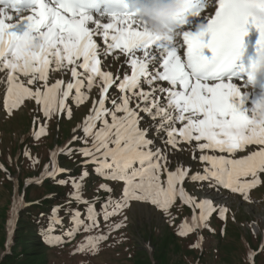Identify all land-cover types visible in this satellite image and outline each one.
Returning <instances> with one entry per match:
<instances>
[{
    "label": "snow or ice",
    "instance_id": "obj_1",
    "mask_svg": "<svg viewBox=\"0 0 264 264\" xmlns=\"http://www.w3.org/2000/svg\"><path fill=\"white\" fill-rule=\"evenodd\" d=\"M100 2L0 0V82L7 86L9 115L25 100H35L42 105L46 118L51 119L54 113L71 118L70 97L79 106L94 87L99 92L91 113L73 130L83 135L74 134L44 165V178L71 187L66 210L73 227L67 230V237L72 239L81 230L89 233L76 251L98 255L112 233L126 226L127 211L134 204L170 212L177 199L199 210L189 231H215L210 223L212 213L218 211L224 219L228 209H217L209 199L196 200L183 184L187 179L206 183L209 189L226 188L249 202L254 190L264 188V119L257 117L255 108L248 115L233 102L236 98L243 102L241 86L233 82L234 78L254 80L255 59L249 66L237 64L244 54L249 25L260 33L256 56L264 53V0H208V13L216 3L218 9L206 31H184L186 21L182 18L179 31L172 35L153 33L146 21L128 10L127 0H106L123 10L113 11L108 23L94 20L89 10ZM94 37L102 38L101 42L98 44ZM185 46L181 54L178 49ZM102 62L106 69L114 67L115 71L101 70ZM129 66L130 75L125 73ZM50 73H70L71 79L50 83ZM113 85L120 94L109 97ZM109 99L111 107L105 103ZM133 101L135 107H130ZM141 113L155 124L142 128ZM150 129L166 133L173 149L184 151L187 145L191 159L199 161L203 171L184 164L173 170L168 155L154 150ZM43 134L45 129L41 128L35 133L36 139ZM74 142L83 146L70 147ZM76 153L87 158L80 176L57 179L60 173H70L59 167L57 156ZM23 155L33 166L40 164L30 152ZM89 164L102 179L124 183L121 197H114V188L104 183L98 185L108 193L104 200L84 196L91 175ZM16 201L21 209L26 204L19 195ZM73 202L83 204L85 211L72 208ZM97 203L101 204L99 211ZM52 211L54 216L43 237L48 244L58 245L65 242L63 234L55 235V225L63 224L58 215L60 206ZM261 245L257 251L249 249L250 264H256L257 256L264 257V241Z\"/></svg>",
    "mask_w": 264,
    "mask_h": 264
},
{
    "label": "rangeland",
    "instance_id": "obj_2",
    "mask_svg": "<svg viewBox=\"0 0 264 264\" xmlns=\"http://www.w3.org/2000/svg\"><path fill=\"white\" fill-rule=\"evenodd\" d=\"M126 69L127 68H125V70ZM108 70L115 71V68L113 67ZM78 71H82V69H78ZM129 71L130 68L128 67V72ZM56 79H64L67 82L71 79L70 73L66 76L53 75L50 73L49 82L54 83ZM6 87L5 84L0 82V150L2 152L3 160L7 166L10 167L11 160L16 159V157L14 158V155L18 156L19 151L24 153L25 151L23 149L27 146V151L31 153L33 159H38L40 163L46 160L47 153H50L54 148L58 149L57 147H59L58 145L61 144L62 140L74 133L72 132L74 127L78 126L82 118L85 120L91 113L92 102L97 100L99 96L98 90L94 87L88 94L89 98L79 106H77L70 97L67 103L72 108V117L68 118L66 114L54 113L52 118L48 119L44 116L42 105L37 104L35 100H25L19 110H14V114L9 115L6 106ZM113 94H120L115 85L110 89L109 97ZM107 107H111L110 99L108 100ZM130 107H135V101L130 104ZM55 118L57 120H55ZM140 119V126L142 128L155 124V121H152L147 114L141 113ZM33 124L37 128L36 133H38L41 128H44L46 134L40 136L39 139H36L35 137L34 141L28 142L26 138L35 133V131H33ZM59 124L61 125L60 129ZM78 132L79 130L76 133ZM149 138L153 140L154 150L168 155L169 160L172 162L173 170L179 164H184L185 166H191L193 170L203 171V165L199 161H193L191 159L190 154L187 151V145H184V151H181L179 147L173 149L171 145L167 143L166 133L152 132L151 129ZM26 140L30 143L29 145H27ZM19 145L21 146L20 149ZM23 153L22 156L25 159V162L18 165H15V162H13L12 166L15 168L13 171L15 174L11 175V178H13L12 182L15 183V185H18L17 195L21 197H25L26 192L25 188L21 185V181H19L20 172L23 169L25 170L28 168L29 165H31L32 168L38 167L37 165L33 166V162L24 156ZM185 181L186 184L184 183L183 187L187 194L190 196L194 195V198L197 200H202L204 197L218 204L229 203L233 209L235 217L241 223L240 225H242L239 233L243 234L252 245L259 241L261 247V241H264V188L253 191L252 202L243 203L242 198L237 197L241 195L231 193L230 190L226 188L220 187L219 189H209L205 184H189L187 183V179ZM4 190H6V187L3 183H0V206L3 207L6 204V208L9 210H7L8 216L6 215L2 220L0 217V228H2L1 231H5L6 226L7 232L9 229L8 221L10 219L9 213L11 203L8 201L6 202L3 193ZM12 195L13 194H11V196ZM178 201L176 203L177 207L180 204ZM180 201L184 203L183 200L180 199ZM184 204L191 206L189 203ZM184 212L186 213L184 214L187 218L190 215V210ZM179 213V209L177 208L175 212L173 209H171L170 212H163L150 205L140 206L134 204L132 208L127 211L128 220L126 224H129V227L126 234L130 238L131 245L137 247V250L139 249V255H135V250L130 248L122 247V249H120L118 246L120 238L113 235L108 242L102 246V251L98 255L93 256L91 254L76 251L78 245L82 244L79 242L81 240L77 239L72 245L50 251L51 261L49 264H177L179 256L183 257L184 262H188V257L183 256V254H187L186 251L179 250L176 244V242H180V244L182 243L181 245L185 246V241L172 240V238H170L171 236L168 235L166 230H164L166 226H175L174 220L180 216ZM18 218L19 216L17 217L15 224L12 226V228L14 227V230L11 232L10 239H7L6 246H2V241L0 242V264L3 263L5 255L9 252L11 246L15 242ZM186 218L183 219V227L187 226ZM172 219L174 220L172 221ZM188 222L192 224L194 223L192 218L188 219ZM220 222L221 221L217 219V223L215 221L214 225H218L219 227ZM170 229L175 233L177 232L173 227H170ZM215 232H217V230L209 233L208 240L216 243L217 239H215ZM228 239V243L232 245L231 249L239 243V239L237 236L235 237V233H231ZM29 245L30 244H27L28 248ZM159 256L161 257V261L158 260Z\"/></svg>",
    "mask_w": 264,
    "mask_h": 264
},
{
    "label": "trees",
    "instance_id": "obj_3",
    "mask_svg": "<svg viewBox=\"0 0 264 264\" xmlns=\"http://www.w3.org/2000/svg\"><path fill=\"white\" fill-rule=\"evenodd\" d=\"M67 135V134H65ZM35 135L31 136L28 139V142L34 141ZM26 142L27 144H30ZM21 148V146L19 145ZM27 151V149L25 150ZM23 153V152H22ZM85 157L81 156L79 153H76L74 156L69 157L63 155L62 157V165L68 166L70 169L69 174H61L57 177V179H68L69 177H79L82 171V165L84 164ZM15 160H13L14 162ZM49 161V155L47 153L46 160L42 161L37 168H32L29 165V169H23L20 172V181L21 185L24 186L26 179L34 178L38 176L39 171ZM12 162V163H13ZM25 162V159L21 155L18 161H15V165L22 164ZM94 166L89 164L88 171L91 174L86 182L84 196L88 199H92L93 197H99L101 200H104L108 193L104 190L98 189L99 184H110L114 188V197L119 198L122 195V189L124 187V183L122 181H110L102 179L100 176L94 173ZM9 170L12 173L15 170L14 166L9 167ZM0 183H3L6 187L4 190V197L6 202H12L11 194L13 193V183L11 180L7 178V173L0 168ZM71 192L70 186L60 185L58 183L53 182L52 179L47 178L41 184H31L26 188V201L27 205L24 206L19 212V218L17 221L16 232H15V242L11 246V249L4 257V261L2 264H49L50 259V251L53 249L57 250L61 247H67L72 245L77 239L81 240L80 243H85V238L89 235V233H85L81 230L78 234L74 236V238L69 239L67 237V230L73 227V223L70 219V212L67 211L68 201L70 199L69 193ZM51 196V198H48ZM39 201V203H37ZM60 206V211L58 213L59 217L62 219L63 224L55 225L56 233L55 235L59 236L63 234V239L65 242L61 244H48L44 237V230L49 227L50 220L54 216L52 211L53 208ZM72 208H79L81 212L85 211V207L83 204H76L73 202L71 204ZM101 207L100 203L96 204V209L99 211ZM183 207V208H182ZM179 209V214L175 220L174 230L177 232L171 231L170 227L166 226L164 230L167 231L168 235H170L172 240H180L185 241V246L181 245L180 242H176L178 249L186 251L188 262L183 261V257L179 256L177 264H250L249 259L247 258L249 249L253 251H257L260 247V242L257 241L255 244H251V242L243 236V234L239 233L241 231V223L235 217L233 213L232 207L228 209L226 213V218L222 219L221 217L215 218V215L211 218V228L217 230L215 232V239L217 242H212L208 240V235L210 232H213L207 228H202V245L198 243V232L199 231H190L185 232L184 227L182 226L183 219L185 217V212L189 210L185 206H173L172 209ZM8 209L5 206H0V217L1 220L4 217L8 216ZM185 213V214H184ZM43 214V215H41ZM114 219L118 220L119 217H115ZM217 219L220 220V225H214L215 221L217 223ZM177 220V221H176ZM111 223V221L109 222ZM101 226L104 227V221L101 218ZM129 224H126L125 227H122L118 232H113L111 236H116L120 238L118 246L120 249L130 248L135 250V255H139V249L137 247H133L131 245V241L129 236L126 234L128 230ZM0 228V242L2 241V246H6V242L8 239V233L5 231H1ZM107 231V228H105ZM185 232L187 234L182 235L181 233ZM231 233H235V237H238V244H236L232 249V245L228 243V237ZM239 235V236H238ZM261 237V236H260ZM108 242V241H107ZM187 242V243H186ZM79 243V244H80ZM232 243V242H231ZM29 245V248L27 247ZM241 244V245H239ZM256 245V246H255ZM230 247V248H229ZM180 251L181 253H183ZM133 255V254H132ZM131 255V256H132ZM134 255V256H135ZM157 259V258H156ZM161 261V257L158 258ZM176 264V263H175ZM256 264H264V257L257 256Z\"/></svg>",
    "mask_w": 264,
    "mask_h": 264
},
{
    "label": "clouds",
    "instance_id": "obj_4",
    "mask_svg": "<svg viewBox=\"0 0 264 264\" xmlns=\"http://www.w3.org/2000/svg\"><path fill=\"white\" fill-rule=\"evenodd\" d=\"M192 5L193 0H132L131 9L146 21L153 33L172 35L179 31V21L191 12ZM206 28L207 25L201 23L198 25V32L206 31ZM255 61L254 80L249 83H254L258 74L264 72V53L256 56ZM254 108L257 117L264 119V98L259 99Z\"/></svg>",
    "mask_w": 264,
    "mask_h": 264
},
{
    "label": "bare ground",
    "instance_id": "obj_5",
    "mask_svg": "<svg viewBox=\"0 0 264 264\" xmlns=\"http://www.w3.org/2000/svg\"><path fill=\"white\" fill-rule=\"evenodd\" d=\"M208 5V0H205V3L203 4V10L199 13L198 17L192 21L191 23H188L186 26L182 27L184 31H187L188 29H192L193 27L197 26L198 24L201 23H205L208 18L212 15L213 11L211 13H208L206 10V6ZM216 7V5H215ZM89 14H91L94 18V20H98L101 21L103 23H108L111 20V15H106L104 12H90ZM89 27H92L91 24L88 25ZM260 38V33L259 31L254 27L249 25L248 26V35L244 37V43H252L254 39H259ZM94 39H97L98 44L101 42L102 38H98V37H94ZM181 39V38H179ZM182 40V39H181ZM178 51L183 54V49H178ZM210 55V53H207ZM104 63L102 62V66H101V70H104ZM130 68V66H129ZM106 69V68H105ZM108 70V69H106ZM128 75L131 74V71H129L127 73ZM237 84H239L238 86H241V93H242V98L245 100V106L247 108V110L249 111V106L248 104L252 105L247 98L249 97H257L259 99L264 98V94H260L258 92H256L255 90L251 89L248 85L246 86H242L245 85L244 82L245 81H233ZM163 86H168L167 82H160ZM145 91H149V88H144ZM252 102V101H251ZM253 103V102H252Z\"/></svg>",
    "mask_w": 264,
    "mask_h": 264
}]
</instances>
